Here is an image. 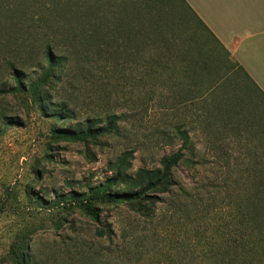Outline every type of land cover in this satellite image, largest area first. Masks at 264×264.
Wrapping results in <instances>:
<instances>
[{"label":"rangeland","instance_id":"1","mask_svg":"<svg viewBox=\"0 0 264 264\" xmlns=\"http://www.w3.org/2000/svg\"><path fill=\"white\" fill-rule=\"evenodd\" d=\"M151 3L167 11L157 13L168 15L163 31L147 28ZM101 28L123 59L106 60ZM47 45L65 60L44 93L69 118L40 111L29 93L0 92V264H220L223 253L208 249L228 232L227 193H256L264 173L261 93L229 68L182 0H0V91L13 86V71L35 79ZM121 113L118 134L87 142L51 135ZM180 148L175 185L158 193L150 216V206L95 202L98 223L64 200L112 176L125 150L134 175ZM103 222L110 237L96 235Z\"/></svg>","mask_w":264,"mask_h":264},{"label":"trees","instance_id":"2","mask_svg":"<svg viewBox=\"0 0 264 264\" xmlns=\"http://www.w3.org/2000/svg\"><path fill=\"white\" fill-rule=\"evenodd\" d=\"M183 1V0H182ZM74 10H79L80 6L74 2L69 3ZM166 12L156 3L146 4L145 16L148 18L147 28L152 30H162L170 26L167 21V14L163 16L157 15L158 12ZM99 25V24H98ZM167 25V27H166ZM100 33L102 43L105 49V58H115V60L123 59L119 48L113 43V37L109 30L101 28ZM43 57L47 65L45 67L36 65L41 69L40 74L32 81L27 82L26 76L22 77V73L13 71L11 77L13 86L7 89H1L2 93H29L32 99L39 105L40 111L44 112L47 107L53 108L52 116L58 120L69 118V112L65 106L47 102L48 97L44 93L45 87L49 81L57 79L61 75L62 63L65 57L52 53L50 46H45ZM9 66H13L9 63ZM66 110V111H65ZM124 116L121 114L107 115L102 119L92 118L85 119L84 126L77 127L64 126L52 130L51 135L56 139L87 142L94 141L109 134H118L120 130L119 121ZM105 122V123H104ZM183 147L187 149L188 155L194 157L195 149L189 142L187 132L179 131ZM264 152V148L262 149ZM186 153L180 148L170 154L162 155L159 160V166L153 168H140L134 175L127 172L130 169L131 159L133 157L132 150L123 151L116 160L110 165L113 175L107 177L106 180L87 195H77L73 191H69L66 199L71 200L75 204H83L86 213L96 222H100V212L95 202L110 204H126L132 208L135 205L146 209L144 216H150L155 211V204L159 201L158 193L164 194L172 190L175 185L173 170L178 164L184 160ZM264 156V153H263ZM264 164V163H263ZM121 184L125 189L112 191V186ZM257 190L256 193H238L232 195L227 193L226 206L228 212L227 234L223 241H215L209 245V252L213 255L222 252L223 258L220 264H264V173H262L257 181L253 184ZM236 196L235 199L231 197ZM239 196V197H238ZM59 197V195L57 196ZM137 210H139L137 208ZM97 236L107 235L110 237L112 230L110 227L102 223L100 228L95 230Z\"/></svg>","mask_w":264,"mask_h":264},{"label":"crops","instance_id":"3","mask_svg":"<svg viewBox=\"0 0 264 264\" xmlns=\"http://www.w3.org/2000/svg\"><path fill=\"white\" fill-rule=\"evenodd\" d=\"M231 70L264 98V0H183Z\"/></svg>","mask_w":264,"mask_h":264}]
</instances>
